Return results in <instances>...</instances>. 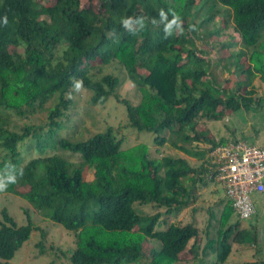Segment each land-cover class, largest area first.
Instances as JSON below:
<instances>
[{"label": "trees", "instance_id": "obj_1", "mask_svg": "<svg viewBox=\"0 0 264 264\" xmlns=\"http://www.w3.org/2000/svg\"><path fill=\"white\" fill-rule=\"evenodd\" d=\"M48 1L0 0V186L6 188L0 193L22 197L41 216L74 232L72 264L139 259L174 264L184 252L198 264H225L233 243L257 245V225L232 221L226 198L218 218L209 211L201 257L199 228L169 223L167 216L194 204L197 184L210 181L209 153L237 141L233 130L232 139L217 140L200 125L242 111L264 119V96L252 100L255 90L246 84L255 76L264 84V0ZM219 35L228 39L220 43L228 55L210 60V50L199 46L213 49L212 38ZM98 64L122 68L138 91V103L121 100L127 126L151 132L156 146L168 145L186 157L155 158L143 144L124 151L110 126L80 141L60 136L78 84L91 93L90 105H103L109 96L117 99L119 80L111 74L97 78ZM217 65L234 87L214 78ZM55 94L44 123L9 127L1 118L11 112L23 121L44 113ZM25 140H30L22 146L27 155L32 149L43 154L59 148L80 159L72 162L49 152L23 160L19 148ZM190 158L203 162L195 166ZM135 204L164 211L142 215ZM0 215V264H9L34 227L29 216L19 226L5 209ZM212 220L219 225L214 236ZM44 237L41 231L39 246ZM148 239L154 247L143 243ZM208 253L213 258L205 262Z\"/></svg>", "mask_w": 264, "mask_h": 264}, {"label": "rangeland", "instance_id": "obj_2", "mask_svg": "<svg viewBox=\"0 0 264 264\" xmlns=\"http://www.w3.org/2000/svg\"><path fill=\"white\" fill-rule=\"evenodd\" d=\"M42 2H49L48 0H42ZM82 5L87 3L82 1ZM229 31V30H228ZM226 37L217 36L212 38L214 48L211 49L209 44L202 43L200 48L210 50L207 57L211 60H218L228 55L227 50H220V43L226 42ZM93 73L97 78L101 76L111 74L119 80V84L116 87L115 95L109 96L103 105H90L88 100L91 93L87 90H83L81 87L72 90L70 95L72 104L70 105L66 117L68 118L66 126L60 131V136L71 141H80L86 139L90 134L101 132L106 127L110 126L116 129L117 137L123 140L121 146L122 150H128L135 148L138 145H145L153 157H161L166 154H177L185 156L183 153L176 151L168 145L156 146L153 142L154 135L151 132H138L132 129L126 124V110L121 100H126L131 104L139 102V94L137 89L126 79L125 71L116 64H109L107 66L96 65ZM214 78L219 84L224 87L235 86V82L228 76L227 72L222 70L220 65L212 68ZM247 89L254 88L255 95L252 96V100L257 95L264 96V84L260 81L259 76L250 78L248 80ZM55 94L52 99L46 104L45 112L31 116L30 118L20 121L11 112L2 113L1 118H6L9 121V127L21 126L24 124H37L44 123L46 121L47 111L55 105L57 100ZM120 100V101H119ZM54 101V102H53ZM125 124V126H124ZM209 129L210 133L218 140L221 137L232 139L229 135L231 130L234 131L237 141L245 142L248 145H257L262 147L264 143V119L261 113L244 112L224 115L221 120H208L200 125ZM242 136L248 137L249 140H242ZM30 140H25L20 146V151L23 160L28 157L41 156L45 153L52 152L54 155L63 157L64 159L72 162H78L79 156L77 154H71L69 151H65L59 148L48 149L43 154L36 149H32L29 155L26 154L23 144H27ZM195 147V146H194ZM192 147V148H194ZM202 147H204L202 145ZM159 150V151H156ZM51 155V153H49ZM44 156V155H43ZM80 159V158H79ZM191 159V160H190ZM189 160L195 166L199 165L203 161L190 158ZM88 172H92L88 170ZM21 191H26L28 188L25 186L19 187ZM197 199L194 204L188 208H184L178 213L168 215V221L172 224H186L192 223L196 225L201 231L203 242L198 249V255L201 257L202 247L205 244L204 231L207 227L209 220V211H213L216 214V218L219 217V210L223 208L225 203L224 189L215 181H208L206 186L197 184L196 186ZM250 199L254 206V214L245 220H240L241 226L247 227L250 224L257 225L259 230V242L257 245H240L237 243L232 244V252L229 255L225 264H240L244 262H264V194L250 193ZM5 209L8 215L13 217L15 222L21 226L27 224L26 217L31 219V225L34 227L30 233V236L26 242H24L15 252L14 257L9 261V264H72L68 257L70 252L75 248L74 232L64 229L61 225L51 221L48 217L41 216L34 208L22 197L10 194L0 193V210ZM134 209L137 213L155 214L157 211H164V209H156L150 205H134ZM237 216L233 213L232 221ZM1 220V215H0ZM218 222L212 220V224L209 227V231L214 236L215 230L218 228ZM161 226L158 229H162ZM41 231L45 233L42 245L38 243L41 240ZM149 245L151 248L155 246L153 240L148 239L143 242ZM259 253H257V251ZM213 258L211 253H208L203 260L209 262ZM131 264H148L147 260L139 259L135 263ZM174 264H198V261L192 258L191 254L184 252L179 256V260Z\"/></svg>", "mask_w": 264, "mask_h": 264}, {"label": "built area", "instance_id": "obj_3", "mask_svg": "<svg viewBox=\"0 0 264 264\" xmlns=\"http://www.w3.org/2000/svg\"><path fill=\"white\" fill-rule=\"evenodd\" d=\"M207 179L219 183L239 220L254 214L250 193H264V148L233 141L208 156Z\"/></svg>", "mask_w": 264, "mask_h": 264}, {"label": "clouds", "instance_id": "obj_4", "mask_svg": "<svg viewBox=\"0 0 264 264\" xmlns=\"http://www.w3.org/2000/svg\"><path fill=\"white\" fill-rule=\"evenodd\" d=\"M7 23H8L7 16H5V17L3 18V24H4V25H7ZM77 86L79 87L80 85L78 84ZM15 182H16V181H14L13 183H15ZM5 189H6V188H5L4 186H0V192H3Z\"/></svg>", "mask_w": 264, "mask_h": 264}]
</instances>
